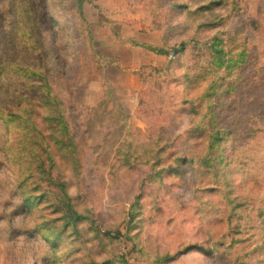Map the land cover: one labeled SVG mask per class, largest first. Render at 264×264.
Returning a JSON list of instances; mask_svg holds the SVG:
<instances>
[{
	"label": "rangeland",
	"instance_id": "obj_1",
	"mask_svg": "<svg viewBox=\"0 0 264 264\" xmlns=\"http://www.w3.org/2000/svg\"><path fill=\"white\" fill-rule=\"evenodd\" d=\"M0 68V264H264V0H0Z\"/></svg>",
	"mask_w": 264,
	"mask_h": 264
},
{
	"label": "trees",
	"instance_id": "obj_2",
	"mask_svg": "<svg viewBox=\"0 0 264 264\" xmlns=\"http://www.w3.org/2000/svg\"><path fill=\"white\" fill-rule=\"evenodd\" d=\"M212 2H214V1H212ZM217 3H219V1ZM209 5H210V3L209 4H206L205 5V8L208 9L209 8ZM187 6H188L187 4H182L179 7L186 8ZM217 43L218 42H214L213 45H216ZM184 48H185V45L184 44H181L180 47L175 50V53H178L179 51L184 50ZM159 51L161 53H164L165 52L164 50H159ZM223 65H224V60L223 59L218 60V66L221 67ZM1 71H2V68H0V74H1ZM13 116L15 117V115H13ZM16 116H18V115H16ZM4 118L6 119V117H4ZM62 123H63L64 127L66 128L65 130L67 132V128H68L67 122L65 120H62ZM72 137H71V144L72 145H75L74 142H73V138ZM40 148H42V142L39 141L38 139H36L35 141L33 140L32 143L31 142H28L24 146V150L27 152V155L30 156V160H29V163H28L30 165L29 168H33V167L40 168L41 169L40 171L44 173V176L45 177H47L46 174L48 172H50V171H49V169H47L44 166L45 165V162L48 159H50V160L53 159L54 160V156L55 155H54V152L53 151H51V152L50 151H47L46 152L47 156L43 157L41 151L39 150ZM34 160H37V164H34ZM49 179L51 180L52 178L49 177ZM52 184L53 185H56V186H59L60 185L61 192L63 193V196H64L63 197L64 199H62V200L64 201L65 204L68 205L69 204V201H65V200H68L70 196L66 192V184H65V182H62L61 184H58V182H54V180H53ZM25 199H26L27 202H25L23 206H26V208H21V209L19 208L18 210L15 211L16 213H18L20 210H23L21 213H28V212L30 213V209L31 208H28L29 207L28 205H29V203L31 202L32 199L30 198V196L29 197H26ZM69 215H70V220H73L75 223H77L79 221L80 217H81V214L78 213L74 209H71V213ZM13 232L18 233L17 232V228L13 229ZM36 232H37L36 235L37 236H40L41 235V237H43L44 240L46 242H48L49 246L53 247V246H56L57 244H59V242L57 240L59 239L58 235L61 232L55 233V236L53 238H51L50 236L46 235L41 230V228H39V227L36 229ZM15 233H14V235H15ZM105 234L111 235L112 232L111 231H106V232H104V235ZM168 259H172V256H168ZM123 261L126 263V260H123Z\"/></svg>",
	"mask_w": 264,
	"mask_h": 264
},
{
	"label": "crops",
	"instance_id": "obj_3",
	"mask_svg": "<svg viewBox=\"0 0 264 264\" xmlns=\"http://www.w3.org/2000/svg\"><path fill=\"white\" fill-rule=\"evenodd\" d=\"M132 41H133L132 48L136 55L140 50H143L144 52L146 51L149 52L148 46L154 47L158 45L156 42H153L150 39H148L147 35L145 36L143 32H138V31H135ZM142 46H145V48Z\"/></svg>",
	"mask_w": 264,
	"mask_h": 264
}]
</instances>
